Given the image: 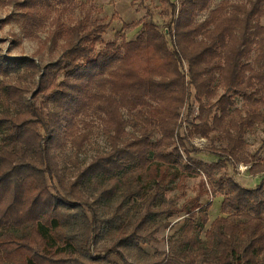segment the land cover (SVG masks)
<instances>
[{
  "label": "trees",
  "instance_id": "trees-1",
  "mask_svg": "<svg viewBox=\"0 0 264 264\" xmlns=\"http://www.w3.org/2000/svg\"><path fill=\"white\" fill-rule=\"evenodd\" d=\"M8 1L33 24L52 5ZM217 1L160 0L168 36L148 11L110 41L109 23L95 16L102 8L66 26L62 7L37 51L59 46L58 58L41 65L0 50V264H264V178L245 187L216 177L229 163L264 174L246 139L264 124V0ZM96 119L109 150L65 175V152L84 149ZM196 137L210 144L189 148ZM201 150L219 160L195 158ZM201 175L224 195L210 224L204 179L182 207L168 197L177 179L184 190ZM181 211L168 251L147 252L143 245L171 226L164 217Z\"/></svg>",
  "mask_w": 264,
  "mask_h": 264
},
{
  "label": "rangeland",
  "instance_id": "rangeland-1",
  "mask_svg": "<svg viewBox=\"0 0 264 264\" xmlns=\"http://www.w3.org/2000/svg\"><path fill=\"white\" fill-rule=\"evenodd\" d=\"M231 1H245V0H231ZM218 0L213 6L220 3ZM77 7L73 8L69 3L61 4L57 0H52V5L46 8L40 13L41 19L39 22L34 23L32 20L27 19L21 10L15 5L9 3L8 0H0V50L3 54L10 57H33L39 64L49 62L53 58H58L60 54L59 46L46 45L42 52L37 54L40 47H43V43L49 36L50 32L55 28L54 19L58 16L57 10L64 7L62 14H60L61 22L69 26L75 20L80 19L86 9L95 7L102 8V11L96 12V18L103 20L105 23H109V27L105 33V41H110L115 38L116 33L123 30L124 23H131L139 19L147 17L148 11L153 13L155 21L158 23L162 31L168 36V24L169 18H165L160 12L162 10V4L160 0H77ZM204 15H201L202 19ZM264 24V19L262 20ZM32 24V25H31ZM140 28L135 30L126 31L128 39H134L138 36ZM242 100H238V106H241ZM1 109V107H0ZM187 114V111H184ZM186 124L183 125L181 133L185 134ZM159 135H157V139ZM246 139L249 143L248 151L251 155L258 154V158L264 160V124L258 125L253 132H248ZM215 144L220 146L221 142L215 137L213 138ZM210 141L205 138L196 137L191 143L189 148L196 146L204 148L209 145ZM109 150V143L107 136L102 130V121L96 119L94 123L93 132L90 141L85 145L78 155L73 154L72 149H68L63 159L61 160V166L63 173H66L67 166H71L73 170V164H79L81 166L87 165L92 158L99 152H105ZM193 156L197 159L212 163L219 160V157L211 154L209 151L201 150L199 153H194ZM233 177L241 185L245 187H255L264 178V174L252 175L249 169L240 171L239 165L236 167L234 164L229 163L228 168L216 174V177ZM204 179L206 184L207 193L202 196L201 202L203 204L212 203L209 211L210 222L209 224L222 215L221 206L224 195L220 192L213 193L210 191L209 178L205 175L199 177H190L186 179L183 184L185 189L182 190L178 184L177 179L172 187L168 190V197L177 198V207H182L186 200L193 199L201 193L204 189L201 188V180ZM184 192L185 195L179 197ZM185 211L177 212L173 216H165L164 220L171 223L168 228H162L155 236L157 241L144 244L143 248L150 254L156 252H165L169 249V241L175 240L178 237V231L180 230L183 220L186 217ZM6 231L15 233L17 236L22 235V230L9 228ZM104 245H112V241L106 239L102 241ZM175 253L181 254V248L177 247ZM105 264H122L121 260L114 257L108 263Z\"/></svg>",
  "mask_w": 264,
  "mask_h": 264
},
{
  "label": "built area",
  "instance_id": "built-area-1",
  "mask_svg": "<svg viewBox=\"0 0 264 264\" xmlns=\"http://www.w3.org/2000/svg\"><path fill=\"white\" fill-rule=\"evenodd\" d=\"M239 169H240L241 172H243L244 170L248 169V166L247 165L240 164L239 165Z\"/></svg>",
  "mask_w": 264,
  "mask_h": 264
}]
</instances>
